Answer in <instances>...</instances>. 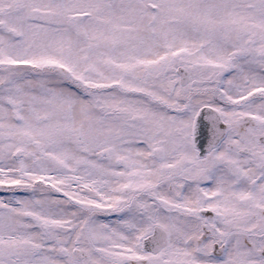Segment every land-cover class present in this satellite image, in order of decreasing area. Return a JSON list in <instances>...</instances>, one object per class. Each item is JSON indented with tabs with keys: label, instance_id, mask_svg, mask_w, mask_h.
<instances>
[{
	"label": "snow or ice",
	"instance_id": "6c2138e0",
	"mask_svg": "<svg viewBox=\"0 0 264 264\" xmlns=\"http://www.w3.org/2000/svg\"><path fill=\"white\" fill-rule=\"evenodd\" d=\"M0 264H264V0H0Z\"/></svg>",
	"mask_w": 264,
	"mask_h": 264
}]
</instances>
